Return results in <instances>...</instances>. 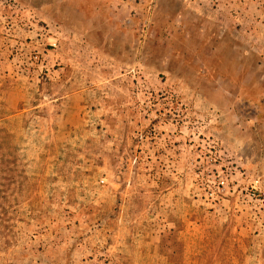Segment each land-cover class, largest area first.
Wrapping results in <instances>:
<instances>
[{
  "label": "rangeland",
  "instance_id": "1",
  "mask_svg": "<svg viewBox=\"0 0 264 264\" xmlns=\"http://www.w3.org/2000/svg\"><path fill=\"white\" fill-rule=\"evenodd\" d=\"M0 264H264V0H0Z\"/></svg>",
  "mask_w": 264,
  "mask_h": 264
}]
</instances>
